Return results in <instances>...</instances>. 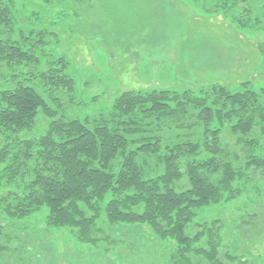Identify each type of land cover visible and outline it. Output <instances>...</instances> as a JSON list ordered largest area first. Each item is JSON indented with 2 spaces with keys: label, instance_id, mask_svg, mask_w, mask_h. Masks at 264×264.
<instances>
[{
  "label": "trees",
  "instance_id": "16d2710c",
  "mask_svg": "<svg viewBox=\"0 0 264 264\" xmlns=\"http://www.w3.org/2000/svg\"><path fill=\"white\" fill-rule=\"evenodd\" d=\"M14 17L11 0H0V77L7 81L0 89V163L8 178L0 219L47 203L50 234L70 226L79 241L107 247L117 239L100 224L105 215L111 226L147 222L162 239L174 238L172 264H246L244 254L221 243L219 220L194 216L200 206L233 197L236 181L264 171L262 91L250 82L236 92L220 84L199 94L128 90L109 113L67 118L48 95L73 83L64 60L41 69L43 38L17 31ZM164 124L180 130L174 139L164 137ZM152 156L159 173L148 171ZM14 250L0 221V264Z\"/></svg>",
  "mask_w": 264,
  "mask_h": 264
},
{
  "label": "rangeland",
  "instance_id": "374dc122",
  "mask_svg": "<svg viewBox=\"0 0 264 264\" xmlns=\"http://www.w3.org/2000/svg\"><path fill=\"white\" fill-rule=\"evenodd\" d=\"M11 3L16 30H34L35 38H43L39 67L48 68L62 58V68L73 78L72 84L48 93L55 100L53 106L59 104L67 118L109 113L128 90L199 94L220 84L236 92L250 82L264 97V0ZM3 76L0 89L7 85ZM169 125L162 128L168 141L180 131ZM195 131L198 139L202 129ZM157 162L155 156L149 157L150 174L162 169ZM2 169L0 163V190L8 180L2 177ZM234 185L233 197L198 207L194 219L210 224L219 220L223 245L244 254L246 264H264V171L256 170ZM110 197L108 192L104 204ZM50 212L51 206L44 203L22 218L1 216L16 251L7 254L2 264H172L177 251L174 238L162 239L147 222L111 226L105 215L100 224L117 239L107 247L79 241L70 226L50 234L46 231Z\"/></svg>",
  "mask_w": 264,
  "mask_h": 264
}]
</instances>
